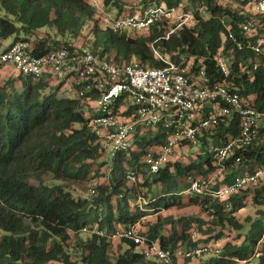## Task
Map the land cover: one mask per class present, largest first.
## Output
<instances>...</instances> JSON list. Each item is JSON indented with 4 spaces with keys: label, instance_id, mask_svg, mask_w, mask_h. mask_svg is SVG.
<instances>
[{
    "label": "trees",
    "instance_id": "1",
    "mask_svg": "<svg viewBox=\"0 0 264 264\" xmlns=\"http://www.w3.org/2000/svg\"><path fill=\"white\" fill-rule=\"evenodd\" d=\"M126 1L102 0V7L113 5L118 16L138 11L139 7L134 9ZM151 1L169 8L180 6L191 11L194 19L167 38L176 26L174 20L160 19L142 31L115 32L103 27L100 9L91 0H0V12L6 13L0 15V41L10 37L13 42L30 41L41 28L50 27L57 35L30 41L34 54L58 48L74 50L84 46L72 41L90 23L91 49L101 57L117 65L136 61L143 66H163L154 46L177 63L197 67L201 61L213 82L225 80L246 105L264 113V61L248 47L253 43L264 47V16L246 11L251 0H236L237 7L232 6L233 0ZM248 18L257 23L251 35L242 28ZM230 31L242 41V48L229 38ZM219 56L229 59L227 80L219 69ZM7 68L10 74L5 73ZM62 86L49 76H25L0 64V264H166L147 259L141 246L115 236L130 226L149 242L171 251L219 242L218 253L194 260L198 264H264V177L225 200L189 190L192 181L214 176L218 170L223 177L216 175L214 188L237 174L264 168V124L260 123L259 137L252 145L237 149L240 162L232 157L217 164L209 151L210 146L240 135L239 117L233 114L222 117L214 129L200 136L201 150L208 151L205 159L196 157L183 163L181 158H173L156 174L149 172L146 155L163 146L174 130H138L131 149L111 158L109 183L94 186L92 197H76L65 182L84 181L93 172L99 173L107 164L103 160L107 152L91 124L90 103L66 96ZM124 106L119 99L113 111L121 118H131L132 108ZM242 166L248 169L244 172ZM142 168L148 176L140 172ZM129 171L136 172V181L126 178ZM46 174L52 176L51 182ZM137 182L147 190L138 191ZM185 198L205 209L211 219L166 217L146 228L140 226L150 214L181 206ZM243 209L248 214L241 219ZM167 223L169 232L165 231ZM85 227H96L103 234L84 232ZM227 229L234 230L236 237L224 240ZM82 233L88 236L84 238ZM115 246L119 251L112 256ZM184 260L191 261L175 257L172 264Z\"/></svg>",
    "mask_w": 264,
    "mask_h": 264
},
{
    "label": "built area",
    "instance_id": "2",
    "mask_svg": "<svg viewBox=\"0 0 264 264\" xmlns=\"http://www.w3.org/2000/svg\"><path fill=\"white\" fill-rule=\"evenodd\" d=\"M138 2L137 12L118 16L103 10L102 5L93 0L94 5L100 9L103 27L115 32L142 31L160 19H172L176 26L167 34L168 38L171 33L194 19L191 11H183L180 6L169 8L151 0ZM144 4L147 6L141 10ZM256 11L264 16V0H257ZM256 27L257 23L250 18L242 23L246 35H251ZM229 38L239 48L243 47L242 41L231 31ZM248 47L264 61L263 46L253 43ZM33 49L30 41L12 42L4 50H0V64L10 66L25 76H49L57 84L63 83L62 92L66 96L92 104L94 108L90 111L91 124L111 157L119 152L129 151L138 130L142 132L159 127L174 130L163 146L147 153L146 161L151 174L158 173L174 158L178 146L182 149L190 144L200 145V136L214 129L224 116L237 114L241 132L236 139L223 145L210 146V155L215 163L221 164L232 157H235L236 162H240L241 156L237 154V149L252 145L259 137L258 128L264 121V113L246 105L241 95L232 90L225 80L213 82L205 66L200 65L201 61L197 67H192V63H177L164 56L160 49L154 46L157 58L164 62L163 66H143L136 61L117 65L86 46L74 50L58 48L43 55L34 54ZM217 63L224 79L227 80L230 73L229 59L219 56ZM257 66L255 64V68ZM119 99L123 100L125 109L132 108L131 118H121L113 111ZM183 141H186V144L182 145ZM263 177L264 168H257L253 172L235 175L228 183L218 188H214L215 177L198 178L192 181L189 190L195 195L208 194L225 200L240 189L256 184ZM126 178L136 181L137 174L135 171H129ZM91 192L94 193L95 189L92 188ZM83 231L103 234V231L96 227H85ZM115 236L134 241L143 248L147 259L166 264H172L175 257L194 261L205 255H215L219 251L216 243L171 251L156 242H149L134 226Z\"/></svg>",
    "mask_w": 264,
    "mask_h": 264
},
{
    "label": "rangeland",
    "instance_id": "3",
    "mask_svg": "<svg viewBox=\"0 0 264 264\" xmlns=\"http://www.w3.org/2000/svg\"><path fill=\"white\" fill-rule=\"evenodd\" d=\"M93 2V0H91ZM98 1V4L100 3L102 5V0H97ZM229 0H225V2L227 3ZM256 2L257 0H251V2L246 6V11L250 14H256ZM127 5L133 7L134 9H136L138 7V0H127L126 1ZM238 5V1L236 0H233L232 2V6L233 7H237ZM147 5H142V7L140 8L141 10L145 9ZM102 7V6H101ZM116 8L111 5V6H108V7H103V10L105 11H110L111 13L113 14H116ZM132 9V8H131ZM132 9V10H134ZM6 13L4 11H1L0 12V15H5ZM258 19V18H257ZM258 21H260V19H258ZM260 24L258 25V33H261L260 31ZM91 29H92V26H90V23H88L86 26H85V29H84V32L83 34L81 35V37L79 39H75L72 41V43H75L76 46H81V45H84L86 47H89L91 48L93 46V42H94V35L92 34L91 32ZM263 33V32H262ZM56 32L53 28H50V27H44V28H41L39 30V33L37 35H33V36H30V41H33L35 43V41H37L40 37H49L50 39H53L55 36H56ZM24 37V35H23ZM60 37V36H59ZM13 40V37H10L8 38V40L6 41L5 44L1 45V49L0 50H4L6 45L10 44V42H12ZM114 55V54H113ZM12 71L9 70V68L5 69V73L6 74H10ZM61 95H64L63 93H61ZM87 110H93L94 106L93 105H88L87 106ZM264 124V121L261 122V125ZM135 136V135H134ZM134 139V138H133ZM185 150L188 149V152L187 153H181L180 151V147L178 146L177 149H176V153L174 155V158H181V160L184 162H187L188 160L190 159H195L196 157L198 158H203L205 159L207 156H208V151H202L201 150V145H188L187 147L184 148ZM199 153H201L202 157L199 156ZM111 155L110 154H106L105 157L103 158V160H106L107 161V164L104 165L101 169V171L99 173H96V172H93L89 178H87L86 180L84 181H77V182H73V181H68V182H65V185H67V188L76 196V197H92L93 194L91 192V189L94 187V186H98L102 183H109V173H110V169H111V163H112V160H111ZM246 166V165H245ZM245 166H242L241 169L243 168L244 172L245 170H247L248 168H246ZM246 168V169H245ZM140 172L144 175V177L148 176V173L145 172V170L142 168L140 170ZM216 175L217 177H220L222 178L223 177V173L221 170H218L217 173L214 175V176H211L212 178H216ZM51 175L50 174H46L45 175V179L48 180V182H51ZM214 178V179H215ZM33 182H36L33 180ZM141 183L140 182H137L136 184H134V186L138 187V191H146L147 189L146 188H143L141 189ZM143 197V196H142ZM185 203L181 206H176V207H172L170 208L169 210L167 211H164L162 212L161 214L157 215V214H150L151 216H148L147 218H144L141 222L142 225H140L141 227H145L150 225L151 223H155L159 218L163 221H165V218L166 217H173L175 219L179 218V217H188V216H194V217H198V218H201V219H204L205 221H209L211 219L210 215L208 214V212L201 208L199 205H193V204H189L187 201H188V198H185ZM241 214V215H240ZM240 217L241 219H243L247 214H248V211L246 209H243L242 211H240ZM138 228L139 225H138ZM171 229V225L169 223H167L165 225V231L166 232H169ZM227 236L224 237V240L227 239V237H236V232H234V230L232 229H227ZM84 238H86L88 236V234L86 233H82L81 234ZM207 236H204V238H206ZM117 244L119 242H116ZM75 244L74 240H72L71 242H69V245L72 247L73 245ZM218 246H219V242L216 243ZM120 245V243L118 244ZM118 247L119 246H115L114 249L112 250V256L114 255H117V252L119 251L118 250ZM72 251H76L77 249H73L71 248ZM80 252V251H78ZM210 256V255H209ZM206 255V257H209ZM73 257L76 259L78 258L77 257V252L76 253H73ZM192 262V261H190ZM188 261L187 260H184L182 264H187Z\"/></svg>",
    "mask_w": 264,
    "mask_h": 264
},
{
    "label": "crops",
    "instance_id": "4",
    "mask_svg": "<svg viewBox=\"0 0 264 264\" xmlns=\"http://www.w3.org/2000/svg\"><path fill=\"white\" fill-rule=\"evenodd\" d=\"M8 39H3V40H1L0 41V49H1V45H3V44H5L6 43V41H7ZM13 40H14V38H13ZM13 40H12V42H13ZM12 42H10V44L12 43ZM10 44H8V45H10ZM8 45H6V47L8 46ZM5 47V48H6ZM188 150V149H187ZM180 151H186L184 148H182V149H180ZM187 264H198V262L197 261H192V262H188Z\"/></svg>",
    "mask_w": 264,
    "mask_h": 264
}]
</instances>
